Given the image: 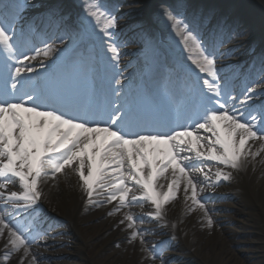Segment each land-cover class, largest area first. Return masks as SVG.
I'll return each instance as SVG.
<instances>
[{
	"label": "snow or ice",
	"instance_id": "1",
	"mask_svg": "<svg viewBox=\"0 0 264 264\" xmlns=\"http://www.w3.org/2000/svg\"><path fill=\"white\" fill-rule=\"evenodd\" d=\"M0 9V239L5 240L4 260L20 253L19 264H39L32 245L39 246L45 232L27 221L42 208L41 184L58 174L78 176L89 203L94 194L113 204L108 215L120 214L119 224L131 230L128 243L138 242L148 258L160 260L165 241L148 246L144 223L131 209L147 202V217L165 221L166 206L182 198L188 214L200 212L203 228L215 221L208 199L201 195L233 177L264 152V66L251 84L245 78L239 92L235 77L217 68L219 48L230 36L222 25L205 39L198 26L165 11L174 37L182 45V77L176 85L165 84L154 95L155 107L146 112L128 99L119 44L114 29L117 18L99 5L90 7L82 26L100 41L107 78L95 96L84 97L57 78H42L55 61L45 63L59 51L45 44L29 55L15 24L21 19L18 0ZM43 60H38L39 56ZM183 59L190 64H183ZM36 74V75H34ZM161 96L163 97L161 99ZM260 103L257 104V101ZM250 141L260 142L252 151ZM208 162L215 165V170ZM207 169V170H205ZM202 176V179H201ZM18 182L21 192L5 195ZM161 226H167L166 222ZM174 228L175 225L173 224ZM32 233H35L34 235ZM174 239V237H173Z\"/></svg>",
	"mask_w": 264,
	"mask_h": 264
},
{
	"label": "rangeland",
	"instance_id": "2",
	"mask_svg": "<svg viewBox=\"0 0 264 264\" xmlns=\"http://www.w3.org/2000/svg\"><path fill=\"white\" fill-rule=\"evenodd\" d=\"M8 1V0H7ZM0 0V6L3 8L5 4L10 2ZM40 3L35 8L22 9L19 6L21 12V19L17 21L19 23V31L24 33V30L28 26L40 28L43 27V33H40L41 39H53L55 47L59 50L47 61H51L56 58L63 50L69 47L74 40L75 29L70 25V18H60V13L65 14L66 8L63 4V0H32ZM77 3L82 12V17H86L87 10L92 7L94 0H73ZM117 5L126 4L130 10L123 16V23L115 28L114 40L119 44L120 51V69H122L124 76L127 78L125 83L136 84V79L139 76L140 69L146 64L149 57V52H143V48L149 46L152 43V37L148 28V21L158 22L166 29V36L171 41L174 48L181 52L182 45L178 43V38L174 37L172 29L170 27V21H166L163 11H170L173 14L181 12L185 16V21H190L195 25V19L201 20V24L204 29L211 26L216 30L217 25H222L225 32L230 36V39L220 46L219 51H227V45H231L234 49L236 47L237 53L233 55L223 54L225 57L222 63L231 64V72L235 75L242 70H249L251 66L256 64V61L262 60L260 63L264 66V11L261 8L255 6V2L252 0H202L203 3H196L197 0H116ZM150 3V4H149ZM178 6V7H177ZM197 7H200L196 9ZM12 9L15 6L11 5ZM182 7V9H179ZM1 8V9H2ZM55 8V9H53ZM119 11H124L123 6L118 8ZM127 9V10H128ZM151 11L147 15V12ZM23 22V23H22ZM65 24H67L65 26ZM66 28V29H65ZM206 35V33L202 32ZM76 35V36H74ZM74 36V37H73ZM37 34L33 36L31 41L36 40ZM44 47V46H43ZM41 47L40 49H43ZM262 48V49H261ZM224 49V50H223ZM261 50V55L256 57L258 51ZM83 53H80L82 55ZM185 57H186V53ZM42 55V54H41ZM43 58V56H41ZM255 59L253 60V58ZM187 64L190 61L184 59ZM228 60V61H225ZM217 65H220L217 63ZM93 70L98 71L96 63L91 67ZM169 68H162L161 72L167 71ZM170 70V69H169ZM240 79V78H239ZM235 86L241 88V85ZM9 186V185H8ZM3 202L0 201V205ZM106 204V203H104ZM102 204V205H104ZM220 202L211 201L208 199V207L213 209L211 212L212 218L215 221L218 218L220 227L223 229L226 235V244L223 245L219 242L218 247L228 251L229 256H232L233 260L238 261L241 264H264V230L263 225L248 226L242 223H237L236 218H227L228 214L225 208L221 207ZM58 204L49 205L52 212L58 215L60 221L51 218L49 215H44L39 212L38 220L35 225L41 232H45L46 235L40 240L39 246L32 245V250L39 256V264H73V254L78 247L85 249L82 250L90 258H93L91 264H160V260L155 261L149 259L148 253L144 255L141 252V246L138 242L129 244L128 238L130 235L129 229H124L126 236L124 237V243H114V247L121 253L127 252L125 259H115L106 257L108 249L98 252V248L103 247V243L106 237L117 230V226L106 227L105 229L99 228L102 221L96 220L89 224H80L78 227L80 235L76 234L71 224L66 219V213L70 207V203L62 205V210L59 209ZM98 205H91V210L98 209ZM25 215L19 217H13V220L20 219V222L24 224L26 221L32 223L31 217L24 218ZM84 216L79 215V220H83ZM43 221V222H42ZM201 222V219H200ZM147 223H138V227L142 229L147 228ZM149 226V225H148ZM162 227V226H161ZM207 228L201 227L200 235L208 233ZM33 235L35 233H32ZM147 244L151 247L157 243L156 237L153 236L150 231L145 233ZM85 242L86 245L83 243ZM5 240L0 239V264H19L20 253H15L11 256V259L4 260V248ZM189 248H193L192 242L189 243ZM192 244V245H191ZM81 245V246H80ZM131 248L128 249L127 247ZM133 248L137 249V252L142 257H137L131 252ZM203 249L211 248V243L203 244ZM139 249V250H138ZM166 247L163 248L161 256L164 260V264H176L170 262L167 258ZM49 253V254H47ZM196 264H210L201 259L202 254L197 252ZM94 254H96L94 257ZM83 255V254H82ZM135 263L132 261L133 257ZM205 259V258H204ZM89 264V262H86Z\"/></svg>",
	"mask_w": 264,
	"mask_h": 264
},
{
	"label": "bare ground",
	"instance_id": "3",
	"mask_svg": "<svg viewBox=\"0 0 264 264\" xmlns=\"http://www.w3.org/2000/svg\"><path fill=\"white\" fill-rule=\"evenodd\" d=\"M151 1V0H150ZM258 1L260 5L264 6V0H255ZM33 3L30 2L29 5H32ZM31 6V8H33ZM178 7V6H177ZM16 10V9H15ZM151 11L147 12V15L150 14ZM165 13V11H163ZM167 21V19H166ZM168 22V21H167ZM25 46L28 49L30 44L28 45V39L25 38ZM99 45V44H98ZM151 45L143 48V52H148L152 50ZM30 49V48H29ZM227 51H224L223 54H229L233 55L237 53V51L231 46H227ZM224 50V49H223ZM31 52V51H30ZM29 54V52H28ZM31 55V54H29ZM182 55V54H180ZM182 58V56H180ZM38 60H43L42 58H38ZM93 61L92 59H89L88 62ZM161 59L157 60L155 64L153 65L152 69H154V72L160 68ZM33 64L37 67V74L42 77H48L50 76L54 71L50 69L49 72L51 73H45L43 72V68H40L37 61H32ZM160 63V64H159ZM232 64H222L221 69H223V74L229 75V66ZM225 71V72H224ZM231 72V71H230ZM260 72V71H259ZM58 78L62 76L60 72L55 73ZM260 74V73H259ZM259 74L255 75L257 78L259 77ZM36 75V74H34ZM97 74L89 73L88 71H80L79 73H74V71H70L69 75H66V78H76L79 80V86H77V89L79 92L83 95V92L86 93L89 91V87H91V84L88 83L89 79H94V77ZM100 75V74H98ZM173 74L170 72L168 77L164 80V83H167L173 79ZM179 76V75H178ZM99 77V76H97ZM252 78V79H253ZM257 79H254L257 80ZM66 82V81H64ZM152 85L154 88H160L162 91L164 83H161L157 81L156 79H152ZM238 83V82H237ZM126 87L128 89V99L130 102L139 105L141 108H143L146 112H148V109L152 107L151 101L144 99V96L142 95L140 99L136 96V86L133 87L130 83H125ZM261 84H264V81L261 82ZM76 90V86L73 87ZM237 92H239L240 89L236 88ZM260 100H264V97H261ZM260 100L257 101V104L260 103ZM145 102V105H144ZM252 145V151L255 152L260 147V142H249ZM249 163L246 168H244L241 171H234L233 177L228 182L221 183L216 188H207L204 193H201L202 196L205 198L211 197L210 200H218L222 202L221 207L227 209L225 213L228 214L227 218H236L238 220V223H242L244 225L248 226H256V225H263L264 226V152H261L260 155L256 156L254 160L252 158H249ZM209 165L212 166L213 171L215 170V165L212 162H208ZM207 170V169H205ZM202 179V176H201ZM41 188L43 190V197L42 199L45 201V203L49 205L58 204L59 209H63L62 205H67L70 203V207H67V213L66 217L69 222H73L74 224V230L78 229V225L81 228L80 224H89L93 221L99 220L102 221L99 225V228L105 229L106 227H112L114 225L117 226V230L108 235L106 237V240L103 243L102 248H98V252L101 253V250L108 249L106 257L115 258V259H125L127 257V252L124 253L119 252L115 247L114 243H124V237L126 236V233H124V229L126 228L125 225L119 224V220L122 218L120 214L116 215H108L109 211L112 210L113 202L112 204L106 203L104 205H99L98 209L91 210V205H97L95 201L97 200H103V196L97 197L95 194L93 196V202L89 203L88 199L86 197V194L82 190V187L80 185V182L78 180V176L74 173L69 172L67 176L58 174V178L53 181L51 178L47 179L45 182L41 184ZM16 191L21 192L22 189L19 187L18 182L10 183L5 195H7L9 192ZM2 202V201H1ZM134 215L137 217H143L145 222L149 225H147L148 230L155 235L158 236V241H165L166 245L169 248H172L171 252L168 253V258L171 261L178 262L179 264H196L195 260L192 261V258H196L195 256L198 255L197 252H200L203 257L204 261L210 263V264H241L238 261L233 260L232 256H229L228 251L225 249H221L218 247V243L222 242L223 245L226 244V235L223 231V229L220 227V223H217L218 218L215 219V225L212 229L209 230L206 234H201V216L202 214L200 212H195L192 214H188L186 211L185 202L182 198H178L177 200L171 202L169 205L166 206V213L165 218H168L171 224L178 225V229L174 233V239L170 237L167 230L159 225L158 222L152 221L147 217V213L152 211L151 206L144 202L143 205L137 204L134 205L131 209ZM38 213H36L34 217V221L36 222L38 220ZM25 214L21 213L20 216H23ZM79 215H83L84 219L79 220ZM24 218H27L25 215ZM32 218V217H31ZM33 220V219H32ZM43 222V221H42ZM178 235V236H177ZM177 236V239L180 237L186 238V241H189V243L192 242L193 252L194 254H190V252L185 251L179 244H177V240L175 237ZM86 244L85 242H83ZM211 243V248L209 249H203V244ZM191 244V245H192ZM81 246V245H80ZM128 249L131 247L128 246ZM191 248V247H190ZM82 247H78L77 250H75L76 254H73V258L75 262H72L73 264H86V262H92L91 259L87 256L82 255ZM139 250V249H138ZM142 252V251H141ZM135 256L142 257L141 254L137 252L136 248H133V251L131 252ZM144 255H146L145 252H142ZM49 254V253H47ZM96 254H94V257ZM133 262L135 263L134 256ZM205 258V259H204ZM178 259V260H177ZM93 260V258H92ZM149 260V258H148Z\"/></svg>",
	"mask_w": 264,
	"mask_h": 264
}]
</instances>
